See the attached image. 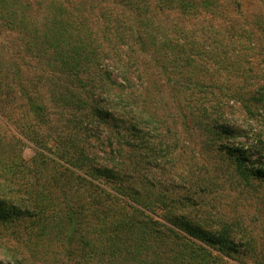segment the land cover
I'll return each mask as SVG.
<instances>
[{
    "label": "rangeland",
    "instance_id": "1",
    "mask_svg": "<svg viewBox=\"0 0 264 264\" xmlns=\"http://www.w3.org/2000/svg\"><path fill=\"white\" fill-rule=\"evenodd\" d=\"M0 1V81L2 77H8L0 86L6 92L5 102H0V138L6 150H10L12 144L15 145L14 150L5 153L7 157L2 158V164H11L8 160L13 159L14 155L16 160L18 155L23 162L28 163L38 150L42 157L47 158L44 172L54 179L63 178L61 166L65 164L62 160L71 151L70 142L65 140L70 135L64 130L70 129L66 123L70 121L71 113L58 104L55 106L53 99L63 90L74 87L75 82L61 73L51 58H45L48 52L40 54V50L38 53L34 51L35 39H42V34L57 40L53 42H61L66 38L56 25L55 33L53 27H49L51 24H47L56 10V13L68 16L65 17L68 21H65L67 32L79 34V38L85 42H92L90 49L96 47L100 55L95 61L99 63L98 68L107 70V67L112 66V59L125 62L128 69L122 76L129 81V87L124 92L131 94L130 100L146 109L154 120L152 127L149 126L148 132H145V138L152 148L151 153L134 154L131 148L125 146V142L132 143L134 140L126 131L127 121L134 118L133 115L117 117L105 123L98 120L96 127L94 122L93 133L83 130L78 133L79 136L81 133L85 135L82 146L88 145L99 163L106 159L103 152L120 150L118 161L129 168L138 169L139 178L147 176L154 187L152 189L141 181L144 183L143 188L138 183L132 185L131 192L138 191L147 196L145 189L150 188L151 198L157 191L161 195L166 192L170 195L171 192V199H174L186 196L188 192L192 194L197 186L203 187V192L196 189L197 194L192 197L189 207L183 210L189 218L201 220V223L208 220L207 224L214 228L219 222L229 223L234 229L244 227L252 235L248 253L233 254L231 260L224 261L228 264H256L264 260V187L259 186V181H252L251 186L243 181L223 157L215 155L197 125L193 122L183 125L180 114L184 101L196 102L198 106H219L217 103H222L227 96L222 86L237 82L239 70H254L258 74L259 68L264 66V63L259 62L257 52L250 49L251 42L264 44V0H217V12L210 14L198 11L195 15H183L175 10L154 12L151 7L163 3V0H134V5L141 6L142 14L127 5L128 0ZM136 15L146 20V24L150 25L148 30L159 41L161 38H170L182 46V51H175L170 57L160 55L161 51L153 52L149 46L142 48L141 44L136 45L137 39L144 40L145 36L143 28L131 21ZM244 37L249 38L248 46ZM243 44H246L245 50H242ZM106 52L108 55H105ZM129 58L137 60V64L129 65ZM170 58L177 60L176 65L170 63ZM181 59L189 62L187 69L180 66ZM229 67L233 68L231 72ZM184 70L191 72L190 77L183 75ZM16 72L20 74L26 96L38 102L36 105L43 109L47 123H36L26 112L25 100L17 91ZM109 73L105 77L102 72L88 66L86 71L80 73L79 80L80 83L93 81L97 84L95 76H100L101 82L108 88L113 87V81L123 83L118 72ZM179 81L187 87H179ZM196 84L202 87L195 88ZM216 112L222 113L220 106ZM211 118L217 119V114ZM41 172L38 170L34 174ZM10 179L18 186L25 183L22 174L17 173ZM28 179L32 182L33 173ZM61 182L55 189L50 188L49 194L57 199L62 194L72 197L73 194ZM112 188L109 184L104 186L111 193L114 192ZM143 199L145 201L142 200V204L145 205L146 198ZM129 202L135 204L134 201ZM85 206L90 211L94 208L89 202ZM150 206L148 210L146 207L141 210L150 217L158 214L155 218L158 220L164 214L172 218L170 212L175 216L182 214L180 210L162 212L157 205ZM92 220L90 216L82 223L70 247L56 240L43 248L41 239L36 237L29 247H40L44 254L36 257L35 252L34 255L27 253L22 238L15 240L9 233L0 231V264L8 262L12 254L24 261L20 264H109L110 260H113L111 264H117L118 258L108 253L114 242L104 244L100 240L93 241L97 227L93 226ZM215 256L214 260L208 261L209 264H221L219 256ZM140 257L134 264H139Z\"/></svg>",
    "mask_w": 264,
    "mask_h": 264
},
{
    "label": "trees",
    "instance_id": "2",
    "mask_svg": "<svg viewBox=\"0 0 264 264\" xmlns=\"http://www.w3.org/2000/svg\"><path fill=\"white\" fill-rule=\"evenodd\" d=\"M133 1L128 0L129 3L126 4L142 14L141 6L134 5ZM163 1V3L151 7L154 12L175 10L176 13L180 12L183 15H195L198 11L213 14L219 8L217 0ZM169 3H172L171 6ZM66 16L56 13L55 10L47 23L51 24L49 27H53L55 33L56 25V28L66 35L65 39L61 42H53L57 40L53 37L46 38L42 34V39L40 37L35 39L37 40L34 42L36 47L33 43L32 46L35 53L48 52L49 55L47 54L45 58H51L60 69L59 71L65 73L68 78L73 80V83L75 82L74 87L63 90L59 96L53 99L55 106L58 104L59 107H63L65 111L71 113L70 121L66 123L70 125V129L64 130L70 135L65 140L70 142L71 151L67 152L66 158L62 160L65 166H61L63 178L60 180H62L63 187L73 196L65 197L62 194L60 199H57L49 194L50 188L55 189L60 184V180L54 179L44 172L46 169L44 161L47 158L42 157L38 150L35 151V157L28 163L23 162L18 155L16 160V155L13 154V159L8 160L11 164H2V158L7 157L4 156L5 153L14 150L15 145L12 144L10 150H6L4 142L0 138V231L9 233V236L15 240L22 238L27 253L34 255L35 252L37 253L34 255L36 257L44 255L40 247H31L36 237L41 239L40 243L43 248L46 244L50 246L49 243L56 242V240L59 243H66L70 247L74 243L82 223L91 216L93 217V226L97 227L93 241L100 240L104 244L114 242L111 247V244L109 245L108 253L118 258L117 264H134L138 256H141L139 264H209L208 261L214 260L216 254L221 259V264H228L224 260H231L233 254L248 253L252 235L244 227L240 228L235 224L238 227L234 229L231 228L233 225L230 226L229 223L219 222L217 228H214L207 224L208 220L201 223V220L189 218V215L185 214L186 212L183 210L189 207L192 197L197 194L196 189L203 192V187L197 186L192 194L188 192L186 196L174 197V199H171L173 197L171 192L170 195L167 192L161 195L157 191L153 193L152 199L150 188L149 190L145 189L148 192L147 196L141 195L138 191L131 192L132 185L138 183L142 188L144 183L152 189L154 187L150 185L147 176L143 175L139 178L140 171L138 169L129 168L118 161L120 150V152H103L106 159L99 163L93 150H89L86 144V146H82L81 142H84L85 135L81 133L79 136L78 133L81 130L93 133L94 122L96 127L99 121L105 123L111 119H117V117L133 115L134 118L127 121L126 131L134 140L132 143L125 142V146L131 148L134 154L136 152L139 155L151 153L152 148L150 142L146 140L145 134L148 132L149 126L152 127L154 120L146 112V109L138 106L134 100H130L131 94L124 92L129 87V81L122 76L126 74V68L128 69L125 62L112 59V66L107 67V70L98 68L99 63H95V61L100 58V55L97 53L96 47L90 49V43L93 45L92 42H85L79 38V34L67 32L65 28L67 26ZM131 21L133 24L140 25L139 28H143L142 31H145L144 40L137 39L136 45L141 44L142 48L149 46L153 52L161 51L160 55H169L170 57L173 52L182 51V46H178L170 38L167 40L161 38L159 41L154 33L148 30L150 25L146 24L145 19L136 15ZM48 31L53 33L50 29ZM244 39L247 40L245 42L248 46L249 38L244 37ZM246 44L241 45L242 50H245L246 46L244 45ZM250 45V49L257 52L259 62L264 63V44L257 41L251 42ZM181 61L180 66L187 69L189 62L185 59H181ZM186 61L187 63L184 64ZM127 63L136 65L137 60L129 58ZM167 63L176 65L177 60L170 58V63L169 61ZM88 66L102 72L105 77H108L109 71L111 73L118 72L120 81L123 83L113 81V87L108 88L101 82L102 77L100 76H95L97 84H94L93 81L80 83V73L86 71ZM231 68L229 67L230 72ZM259 69L258 74H255L254 70L244 72L239 70L240 76L237 82L222 86V90L227 91V96L222 100V103H217L222 109L220 115L216 112L219 110L217 105L213 108L212 105L198 106L196 102L186 101L183 102L180 114L183 125L187 126L192 122L195 126L197 125L198 130L206 136L208 145L214 150L215 155L223 157L243 181L249 183L250 186L252 181H259L261 182L259 186L264 187V66ZM183 75L190 77L191 72L184 70ZM14 78L17 82V91L25 100L26 112L36 123H47L43 109L36 105L38 102L27 97L25 90L22 89L19 72H16ZM7 79L8 77H2L0 86ZM170 82H173V77ZM179 85V87L183 86L182 88L187 87L181 85L180 81ZM194 87L200 88L202 85L196 84ZM0 93L3 96V98L1 97L3 100L0 99V102H5L6 92L0 88ZM216 114L217 119L211 118ZM53 163L55 162L53 161ZM38 170H42V172L34 174ZM17 173L22 174L26 179H24L23 186L16 185L13 181L14 178L10 179ZM30 173H33L32 182L28 179ZM136 175L137 179H135ZM108 184L114 188H112L113 193L104 189V186ZM143 198H146L145 205L142 204L145 201ZM127 199L131 202L134 201L135 204L131 205ZM142 200L144 201L142 202ZM88 202L90 206H94L92 211L86 210L85 205ZM149 205H151L150 207L157 205L158 210L162 212L163 210L174 212L180 210L182 214L175 216L173 212H170L172 218L164 214L161 220H158L155 219L158 214L154 215L155 217H150L149 214L141 210V208L145 209L143 207L148 210ZM163 221L171 226L166 223L162 224ZM89 240L91 239L89 238ZM29 244H31L30 247ZM241 249L244 251L241 252ZM22 262H24L22 259L12 254L5 264H20ZM111 263L113 260L109 261V264ZM256 264H264V260Z\"/></svg>",
    "mask_w": 264,
    "mask_h": 264
}]
</instances>
